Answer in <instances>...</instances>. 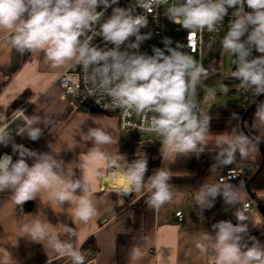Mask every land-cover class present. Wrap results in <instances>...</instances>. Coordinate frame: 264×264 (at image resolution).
<instances>
[{
    "label": "clouds",
    "instance_id": "obj_1",
    "mask_svg": "<svg viewBox=\"0 0 264 264\" xmlns=\"http://www.w3.org/2000/svg\"><path fill=\"white\" fill-rule=\"evenodd\" d=\"M118 2L0 0V30L10 33L8 43L21 54L42 52L52 68L81 67L86 84L91 86L90 91L109 96L111 108H123L125 115L131 110L154 113L151 130L163 137L160 141L163 159L174 161L190 154L198 157L204 152L210 133L211 117L196 114V86L200 78L207 75V70L181 51V45L171 47L167 40L163 49L153 47L151 55L141 53V44L151 36L141 32L148 26V19L135 14L131 5L112 7ZM136 2L140 7H151L165 0ZM101 6L105 10L112 7V13L97 27L98 20L104 15V11H97ZM229 9L232 19L221 40L222 48L235 57L236 68L232 76L242 84L252 86L260 96L264 94V0H177V5L168 9V19L188 31V47L194 50L195 33L216 31L217 25L229 15ZM87 33L91 35L82 40ZM97 36L102 38L104 47L91 43ZM253 50L260 55L253 57ZM63 86L67 87L66 84ZM19 111L25 117V123L17 134L32 141L39 140L43 134L40 119H30L23 110ZM255 117L264 123V102L257 104ZM234 118H237L235 114ZM0 119L4 117L0 116ZM43 123L46 126L48 121ZM8 127V122L0 127V144L8 146L11 143L12 152L18 154V158L13 160L7 153L0 156V192H11L14 205L19 207L46 192L50 201L74 206V223L94 218L97 207L91 198L88 178L83 174L86 170L84 160H80V176L77 177V168H73L71 162L59 159L53 149L40 153L13 142L7 133ZM85 135L92 142L88 158L106 161L113 175L123 177V187L118 189L123 196L140 193L147 184L151 193L146 201L148 207L159 210L173 201L168 170L158 168L146 178V154L122 163L102 150V146L116 143L109 132L100 127H89ZM249 144L250 139L244 134L231 139L222 137L217 141L219 166L232 164L237 153L241 158H248ZM29 159L33 161L31 165L27 162ZM230 175L234 176V173L230 172ZM218 196L229 207L240 203L239 191L223 179L218 184L201 185L195 200L203 211L213 207ZM247 212L248 205L237 209L235 224L230 220L216 222L212 225L214 234H205L204 242L197 244L199 250L209 256V264H264V245L255 237H249L251 246L245 240L248 234L246 221L250 220ZM62 227L67 240L50 234L49 222L39 218L21 224L20 231L33 242L47 241L52 250L61 257H70L73 264H85V257L75 243L76 229L67 224ZM141 257L142 247H134L131 259ZM0 264H15L9 250H0Z\"/></svg>",
    "mask_w": 264,
    "mask_h": 264
},
{
    "label": "crops",
    "instance_id": "obj_2",
    "mask_svg": "<svg viewBox=\"0 0 264 264\" xmlns=\"http://www.w3.org/2000/svg\"><path fill=\"white\" fill-rule=\"evenodd\" d=\"M226 32L227 30L218 39L212 62L222 55L224 49L221 40ZM9 38L10 33L0 30V116L4 117L0 119V127L5 122L9 123L7 133L16 144H23L40 153L51 152L53 149L59 159L66 163L71 162V166L77 168V177L80 176L78 167L83 159L86 163L83 174L88 178L91 198L97 207V215L90 221L77 220L74 223V206L67 202L59 205L50 201L46 192H42L35 200L34 210L19 217L11 192H0V250H9L15 264H71L70 257L59 256L48 246L47 241L33 242L30 237H24L20 225L37 218L49 222L50 234L61 240L68 239L63 232V224L75 228L78 233L75 243L87 258L86 264H209V256L201 252L197 244L204 242L205 234H214L212 225L216 222L230 220L233 224L237 223L234 215L236 210L251 203L252 207L246 213L250 220L246 221L248 234L245 240L251 246L249 237H255L264 245V217L245 188L246 182L252 180L263 162V154L241 125L244 114L254 102H250L247 107L202 105L211 90L229 83L222 76L220 61L217 64L212 63L210 74L201 78V89L196 94V103L201 107V111L196 114H207L211 117L210 133L204 152L198 157L190 154L170 161L161 156L160 140L146 144L141 149L148 151L150 156L146 178L161 167L170 172L173 201L159 210L148 207L146 201L151 193L146 184L142 192L132 193L130 207L117 214V207H123L125 201L119 196L116 203L106 194L109 192L106 190L119 192L118 189L110 187L112 169L107 167L106 161L88 158L87 153L92 142L85 135L89 127L105 129L116 143L102 146V150L113 158L124 156L119 151L120 132L124 130L119 128L117 118L101 113L83 114L75 110L69 101L61 97L55 85L57 78L70 67L52 68L42 52L21 54L8 43ZM252 55L255 57L260 54L253 50ZM233 82L240 83L243 90L248 89L257 98L252 86L244 85L237 79ZM19 110H24V114L30 119H40L39 126L43 129V134L39 140L32 141L17 134L18 129L25 123L24 116L13 119ZM234 114L237 118H234ZM44 121H48L46 126ZM251 121L255 124L264 146V123L256 119L255 113ZM238 134L249 137L250 156L241 158L237 153L232 164L219 166L217 153L220 148L217 141L222 137L231 139ZM5 153L12 155L13 160L18 158V154L12 152L11 143L8 146L0 144V156ZM27 162L31 165L33 161L29 159ZM229 170H236L244 175V181L231 183L239 191L240 203L229 207L218 196L213 207L202 211L195 200L201 185L220 183L219 178ZM97 172H100L99 176L96 175ZM253 194L264 206V190H255ZM139 204L142 206H138ZM178 213H182V221L178 220ZM91 238L96 249L85 250L83 246ZM137 246L142 247V257L132 260V249Z\"/></svg>",
    "mask_w": 264,
    "mask_h": 264
},
{
    "label": "built area",
    "instance_id": "obj_3",
    "mask_svg": "<svg viewBox=\"0 0 264 264\" xmlns=\"http://www.w3.org/2000/svg\"><path fill=\"white\" fill-rule=\"evenodd\" d=\"M132 6L135 9V14L146 16L148 19V26L142 28V33H150L154 37L161 39L163 42L170 41L171 47L181 45L180 50L184 51L187 54L197 56L198 64H202L203 67L207 70V75L210 74L213 54L215 46L218 42L221 34L228 30V23L231 17V9H229V15L224 18L222 24L217 25V30L209 32L204 30L202 32H196L193 39L195 40L194 50L191 47H188V31L182 29L178 24L173 23L168 19V9L174 5H177V0H165L164 3H161L158 6L149 7H140L136 0H119L118 5H113L112 7H128ZM112 7L107 8L106 10L103 6L99 7L97 11H104V15L100 17L97 22V27L99 24L103 23L108 16L112 13ZM167 27L169 31L174 33L178 39L172 40L167 36ZM91 33H87L81 39H86ZM134 40V37L131 38ZM93 45H99L104 47L105 44L100 37H94L91 41ZM165 44V43H164ZM111 47V45H108ZM123 50V46H122ZM91 71V69H89ZM220 67L218 68V72ZM206 76H202L206 77ZM200 78V80H201ZM66 84L67 87L63 85ZM60 95L63 99L69 101L73 108L80 113L90 114V113H101V114H113L116 116L119 124V128L124 131H132L144 135H155L158 136L155 131L151 130V117L154 113H140L135 110H131L128 115H125V110L123 108H111L112 103L111 98L107 95H102L99 91H90L91 86L85 82V72L81 67L69 68L64 73H62L57 80L55 81ZM198 85V84H197ZM197 87V86H196ZM69 89H72L70 92ZM255 96L258 95L255 93ZM109 106V107H106ZM24 111V110H23ZM197 111H201V107L197 104ZM21 115L20 111L14 114L13 119ZM160 136V135H159ZM4 154H1V156ZM230 172L234 173V176L230 175ZM223 179L227 183H235L239 181H244V175L242 172L236 170L226 171L220 178L219 182ZM104 188V187H103ZM105 190V189H104ZM109 192H114L112 190H106ZM119 196L121 193L117 192ZM248 205V211L251 209L252 204L246 203ZM177 218L179 221H182V213H178ZM87 258L85 257V264ZM71 264L73 261L71 260Z\"/></svg>",
    "mask_w": 264,
    "mask_h": 264
},
{
    "label": "rangeland",
    "instance_id": "obj_4",
    "mask_svg": "<svg viewBox=\"0 0 264 264\" xmlns=\"http://www.w3.org/2000/svg\"><path fill=\"white\" fill-rule=\"evenodd\" d=\"M246 10H248L246 8ZM183 29V28H182ZM167 36L172 39L176 40L178 37L169 31V27H167ZM153 47H159L163 49L165 47L164 42L161 39H158L154 37V35H151L149 39H146L139 49L141 53H147L148 55L152 54ZM176 47V46H174ZM190 55V54H188ZM193 57V59L197 62V56L190 55ZM234 60L235 57L223 50L222 55L219 59H215L212 63H218L219 61L222 64V76L223 78H226L229 80L228 84L221 85L219 87L214 88L211 90L207 98L205 100V103L202 105L204 107H220V106H227V105H237V106H249L248 101L254 102L256 99L250 94V91L248 89L244 90L242 89L240 83H235L233 80L235 79L232 76V70L234 67ZM212 63L210 65V68L212 69ZM201 89V80L198 84L196 94H199V91ZM163 137L161 136H155V135H144L139 134L132 131H122L120 132V143H119V151L123 152L124 156L120 157V161L122 163L131 162L134 159H137L141 157L142 155L146 154L148 160L150 159V156L148 155L149 152L146 150H142V148L146 147V144H149L151 142L155 141H161Z\"/></svg>",
    "mask_w": 264,
    "mask_h": 264
},
{
    "label": "trees",
    "instance_id": "obj_5",
    "mask_svg": "<svg viewBox=\"0 0 264 264\" xmlns=\"http://www.w3.org/2000/svg\"><path fill=\"white\" fill-rule=\"evenodd\" d=\"M256 99H255V101H256ZM261 102H264V96H262L260 98V100L257 104H259ZM255 112H256V108L253 110V112L246 119V122L244 124V130L253 141L257 140L261 145H263V141H262L261 137L258 135V132L256 130V126L251 121L252 115ZM107 115L116 117L113 114H107ZM258 189L264 190V161L261 163L257 173L252 178V183H251L250 190H249V193L251 194V196L253 197V199L255 201H257V199L254 197L253 191L258 190ZM106 194L109 195L116 203H118L119 195L116 192H107ZM132 201L133 200L130 199L129 201L125 202V205L123 207H121V208L117 207V210H116L117 214H119L123 210L129 208ZM138 206H142V204L141 205L139 204ZM34 207H35V200L26 202L23 205V207L17 206V215L19 217H21V216H24L26 214H29L34 210ZM132 207H134V206H132ZM94 244H95L94 240L91 238L86 244H84L83 248L85 250H89V249L95 250L96 248H95Z\"/></svg>",
    "mask_w": 264,
    "mask_h": 264
},
{
    "label": "water",
    "instance_id": "obj_6",
    "mask_svg": "<svg viewBox=\"0 0 264 264\" xmlns=\"http://www.w3.org/2000/svg\"><path fill=\"white\" fill-rule=\"evenodd\" d=\"M236 66L234 65L232 72L235 70ZM264 96V94L260 95L256 101L250 106V108L246 111V113L244 114L242 120H241V125L244 126L246 119L248 118V116L253 112V110L256 108L257 103L259 102L260 98ZM248 104H250V101H248ZM254 143L257 145V147L259 148V150L261 151V153L263 154V161H264V146L261 145L257 140H254ZM252 180H249L246 182L245 184V188L247 191L250 190V186H251ZM117 193V192H116ZM121 193V192H119ZM121 197L122 199L127 202L130 199H132L133 194H129L127 196H123V194L121 193ZM256 206L259 209L261 215L264 217V206L263 204H261V202H259L258 200L256 201Z\"/></svg>",
    "mask_w": 264,
    "mask_h": 264
},
{
    "label": "bare ground",
    "instance_id": "obj_7",
    "mask_svg": "<svg viewBox=\"0 0 264 264\" xmlns=\"http://www.w3.org/2000/svg\"><path fill=\"white\" fill-rule=\"evenodd\" d=\"M110 187L114 190L121 189L123 187V177L120 175H113V170L111 171Z\"/></svg>",
    "mask_w": 264,
    "mask_h": 264
}]
</instances>
